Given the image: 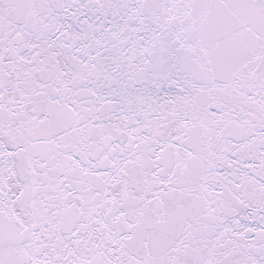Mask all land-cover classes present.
<instances>
[{
    "label": "snow or ice",
    "instance_id": "snow-or-ice-1",
    "mask_svg": "<svg viewBox=\"0 0 264 264\" xmlns=\"http://www.w3.org/2000/svg\"><path fill=\"white\" fill-rule=\"evenodd\" d=\"M0 264H264V0H0Z\"/></svg>",
    "mask_w": 264,
    "mask_h": 264
}]
</instances>
